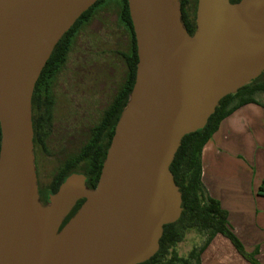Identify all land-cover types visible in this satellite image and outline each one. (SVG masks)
I'll return each instance as SVG.
<instances>
[{"label": "water", "instance_id": "water-1", "mask_svg": "<svg viewBox=\"0 0 264 264\" xmlns=\"http://www.w3.org/2000/svg\"><path fill=\"white\" fill-rule=\"evenodd\" d=\"M99 0H0V264H142L179 220L170 166L220 101L264 72V0H128L136 81L95 189L73 173L40 200L32 97L60 39ZM80 200L78 211L63 226Z\"/></svg>", "mask_w": 264, "mask_h": 264}, {"label": "trees", "instance_id": "trees-1", "mask_svg": "<svg viewBox=\"0 0 264 264\" xmlns=\"http://www.w3.org/2000/svg\"><path fill=\"white\" fill-rule=\"evenodd\" d=\"M107 3L117 5L120 23L125 28L129 39L128 52L121 53L125 68L124 80L122 85L115 90L114 96L101 109L96 122L88 128V134L82 144L75 151L59 156L57 172L50 183L53 194L58 191L62 182L73 173L84 174L87 178V186L91 189L96 188L117 122L136 81L139 59L128 0H99L60 39L36 84L32 97L34 152L35 148H38L49 157L53 155L48 150V143L54 134L52 124L54 82L66 65L68 56L83 28L91 22L98 8ZM180 3L182 4L183 25L189 34L193 35L196 31V4L193 3V0H188L185 4ZM260 92L264 93V72L235 94L223 98L206 126L182 139L181 146L170 166L175 184L181 192L182 214L178 221L164 226L158 252L142 264H201V252L217 234L229 239L238 253L247 261L258 264L254 256L246 251L242 242L229 228L227 212L220 207L218 201L207 193L202 182V152L219 130L224 119L244 105L259 104L254 99V95ZM1 139L0 127V148ZM258 192L264 196V181ZM83 202L84 200H80L77 203L65 219L63 226L74 216ZM192 229L208 232V238L200 248H194L187 258H182L176 251V247L184 241L187 232Z\"/></svg>", "mask_w": 264, "mask_h": 264}, {"label": "crops", "instance_id": "crops-1", "mask_svg": "<svg viewBox=\"0 0 264 264\" xmlns=\"http://www.w3.org/2000/svg\"><path fill=\"white\" fill-rule=\"evenodd\" d=\"M202 163L207 193L227 212L229 228L246 251L258 264H264V196L258 192L264 181V105H244L224 119L204 147ZM246 165L249 173L245 175ZM184 242L188 246L185 237L176 247L182 258L201 245L192 244L178 251ZM200 262L252 264L221 234L215 235L201 252Z\"/></svg>", "mask_w": 264, "mask_h": 264}, {"label": "rangeland", "instance_id": "rangeland-1", "mask_svg": "<svg viewBox=\"0 0 264 264\" xmlns=\"http://www.w3.org/2000/svg\"><path fill=\"white\" fill-rule=\"evenodd\" d=\"M128 48L129 39L120 23L117 5L107 3L99 7L94 18L81 31L66 65L54 82V134L48 150L55 157L44 155L42 178L46 184L51 183L56 175L59 156L75 151L82 144L88 128L122 85L125 68L121 53L128 52ZM254 99L258 105H264V93H256ZM245 168L246 175L249 166ZM207 238L208 232L198 229L186 234L188 246L201 244L198 248ZM188 246L184 242L177 249L183 251Z\"/></svg>", "mask_w": 264, "mask_h": 264}, {"label": "flooded vegetation", "instance_id": "flooded-vegetation-1", "mask_svg": "<svg viewBox=\"0 0 264 264\" xmlns=\"http://www.w3.org/2000/svg\"><path fill=\"white\" fill-rule=\"evenodd\" d=\"M188 0H180L182 3H186ZM241 0H230L231 3L235 4L240 2ZM193 3L196 4V15H197V8H198V0H193ZM182 5V4H181ZM184 9V8H183ZM196 24V19H195ZM35 167H36V174H37V181H38V190L40 195V200L43 205H47L49 203L48 197L53 195L52 189L50 188V183L43 182L42 172H43V162L45 161L44 155L41 150L35 148Z\"/></svg>", "mask_w": 264, "mask_h": 264}]
</instances>
